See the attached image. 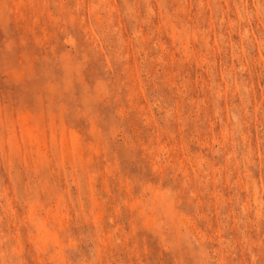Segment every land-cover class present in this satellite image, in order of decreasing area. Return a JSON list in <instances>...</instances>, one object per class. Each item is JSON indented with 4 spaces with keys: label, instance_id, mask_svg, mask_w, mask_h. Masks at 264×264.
Here are the masks:
<instances>
[{
    "label": "rangeland",
    "instance_id": "1",
    "mask_svg": "<svg viewBox=\"0 0 264 264\" xmlns=\"http://www.w3.org/2000/svg\"><path fill=\"white\" fill-rule=\"evenodd\" d=\"M0 264H264V0H0Z\"/></svg>",
    "mask_w": 264,
    "mask_h": 264
}]
</instances>
